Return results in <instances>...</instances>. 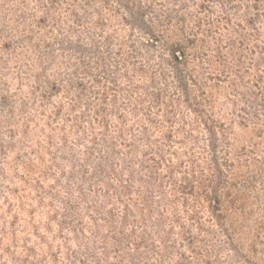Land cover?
<instances>
[{"label":"rangeland","instance_id":"obj_1","mask_svg":"<svg viewBox=\"0 0 264 264\" xmlns=\"http://www.w3.org/2000/svg\"><path fill=\"white\" fill-rule=\"evenodd\" d=\"M0 264H264V0H0Z\"/></svg>","mask_w":264,"mask_h":264},{"label":"trees","instance_id":"obj_2","mask_svg":"<svg viewBox=\"0 0 264 264\" xmlns=\"http://www.w3.org/2000/svg\"><path fill=\"white\" fill-rule=\"evenodd\" d=\"M127 4H134V3L133 2H130V3H127ZM130 6H132V5H130ZM259 7H260V3H258V4L255 5V8H259ZM145 24L148 26L147 23H145ZM195 26H196L195 27V30H196V28H199L201 26V24L199 23V25H195ZM154 32H156V31H154ZM181 32H184V30H182ZM148 34L151 36V38L149 39V43L151 45L158 46V45H161L164 42L161 39L160 35H158L157 33H151L150 32ZM189 35L191 36L192 35V32H190ZM186 42H187L186 39H185V41H181L180 43L179 42H172V41L166 42V44H167V46L169 48H171L174 51H176V53L174 55L176 60H181L182 56L185 55V51H184V49L182 47V44H186ZM113 152H115V151H113ZM114 155L115 154H111V155H101V154H99L98 155L99 158H96V159H101V161L103 163L106 162L107 165L103 166L102 169H99V171H97V172H100V173H102L104 175L110 173V171L112 173L113 170H112L111 167L113 166V163H112L113 160L112 159H113V156ZM119 255L121 256V253H119Z\"/></svg>","mask_w":264,"mask_h":264}]
</instances>
